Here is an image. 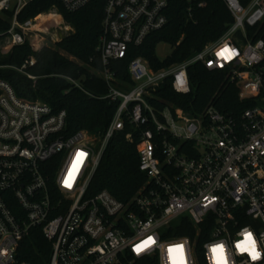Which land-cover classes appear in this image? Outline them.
<instances>
[{
  "label": "built area",
  "instance_id": "built-area-1",
  "mask_svg": "<svg viewBox=\"0 0 264 264\" xmlns=\"http://www.w3.org/2000/svg\"><path fill=\"white\" fill-rule=\"evenodd\" d=\"M29 1L0 0V10L13 9L11 46L24 42L39 16L57 14L61 20L52 22L62 28L56 9L19 21ZM90 1L60 0L66 11ZM183 1L189 15L205 5ZM221 1L232 20L217 40L158 69L136 55L127 66L131 86L119 88L113 62L167 24L170 0H105L94 73L106 84L98 98L118 106L99 133L67 134L64 110L17 97L0 80V264H28L18 248L35 229L49 244L47 264H264V0ZM224 49L227 59L217 55ZM193 63L224 71L249 106L238 117L211 102L196 115L154 108L153 93L167 80L188 93ZM33 64L30 58L19 70L34 79L25 70ZM118 135L136 140L145 180L123 201L91 187Z\"/></svg>",
  "mask_w": 264,
  "mask_h": 264
},
{
  "label": "trees",
  "instance_id": "trees-1",
  "mask_svg": "<svg viewBox=\"0 0 264 264\" xmlns=\"http://www.w3.org/2000/svg\"><path fill=\"white\" fill-rule=\"evenodd\" d=\"M202 8L187 12L188 2L170 0L168 22L160 30L149 34L140 46L132 48L124 59L113 62L117 70V87H130L128 61L136 55L143 57L151 67L158 69L173 63L185 61L199 51L206 42L217 40L231 22L232 17L221 0H200ZM105 0H91L76 11H66L60 0H30L18 13L19 21L33 18L41 13L56 9L71 27V31L55 47L42 46L33 50L27 41L11 47L0 54V80L8 82L16 96L35 101L42 100L52 111L64 110L67 134L85 130L90 134L101 132L111 121L118 102L100 99L106 92L105 81L94 71L100 68L97 45L102 33L101 21ZM246 2V0H242ZM13 9L0 10V40L5 41ZM158 43L173 47L170 55L159 58L156 54ZM63 51V54L61 53ZM31 56L32 66L27 65L26 73L20 71ZM224 71L209 70L200 63L187 67L190 90L179 93L172 89L170 80L156 88L153 107L159 110L165 106L180 108L187 114L196 115L211 102L217 110L239 116L249 104L238 98V90L232 83L224 82ZM77 80L83 90L66 78ZM137 142L127 143L123 136L114 137L106 147L97 171L91 179L94 191L107 189L115 198L128 200L143 184L144 175L138 170ZM181 235L186 234L180 231ZM48 242L40 229H35L22 240L18 252L20 259L28 264H47L50 251ZM146 262V259L143 260Z\"/></svg>",
  "mask_w": 264,
  "mask_h": 264
},
{
  "label": "rangeland",
  "instance_id": "rangeland-1",
  "mask_svg": "<svg viewBox=\"0 0 264 264\" xmlns=\"http://www.w3.org/2000/svg\"><path fill=\"white\" fill-rule=\"evenodd\" d=\"M49 13V12H48ZM55 23L50 21L43 25L42 29L36 30L35 27L26 34L25 40L30 45L33 50H39L42 46H52L55 47V43L59 42L62 37H65L72 29L68 23L63 20L61 24V29L55 28ZM66 27V28H64ZM42 30V31H41ZM11 45L7 44L4 40H0V54L4 55L11 50ZM173 47L169 44L158 43L156 47V54L159 58H164L172 52ZM63 54V51H61ZM31 58H33L31 56ZM34 59V58H33Z\"/></svg>",
  "mask_w": 264,
  "mask_h": 264
},
{
  "label": "bare ground",
  "instance_id": "bare-ground-1",
  "mask_svg": "<svg viewBox=\"0 0 264 264\" xmlns=\"http://www.w3.org/2000/svg\"><path fill=\"white\" fill-rule=\"evenodd\" d=\"M60 21V17L57 14L54 13H50L48 15H44V16H39L37 18V22L33 25V27L38 28V29H42L43 28V24H47L50 21Z\"/></svg>",
  "mask_w": 264,
  "mask_h": 264
},
{
  "label": "snow or ice",
  "instance_id": "snow-or-ice-1",
  "mask_svg": "<svg viewBox=\"0 0 264 264\" xmlns=\"http://www.w3.org/2000/svg\"><path fill=\"white\" fill-rule=\"evenodd\" d=\"M227 51H228L227 49H224V50H222L221 52L217 53V55H218V56H224L225 59H227L228 57L225 55V53H226ZM249 239H251L250 234H249ZM217 248H218V249H222L223 246H222V245H218ZM216 250H217V249H214V251H216ZM242 250H247V249H242ZM258 255H259L258 253H255V252H254V248H253V259H256Z\"/></svg>",
  "mask_w": 264,
  "mask_h": 264
}]
</instances>
